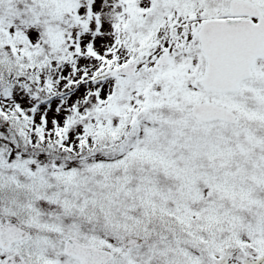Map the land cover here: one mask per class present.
Masks as SVG:
<instances>
[{
    "label": "snow or ice",
    "instance_id": "1",
    "mask_svg": "<svg viewBox=\"0 0 264 264\" xmlns=\"http://www.w3.org/2000/svg\"><path fill=\"white\" fill-rule=\"evenodd\" d=\"M0 264H264V0H0Z\"/></svg>",
    "mask_w": 264,
    "mask_h": 264
}]
</instances>
